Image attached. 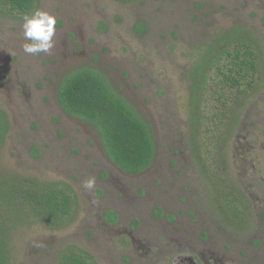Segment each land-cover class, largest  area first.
<instances>
[{
    "label": "rangeland",
    "instance_id": "1",
    "mask_svg": "<svg viewBox=\"0 0 264 264\" xmlns=\"http://www.w3.org/2000/svg\"><path fill=\"white\" fill-rule=\"evenodd\" d=\"M196 1L205 4L214 1L219 6L225 4L242 19L262 25L264 0H42L40 8L54 13L57 20L61 18L64 27L57 26L55 47L51 53L29 55L22 49V20L15 23L0 20V102L9 109L12 124L9 161H15L20 172L59 180L73 189L77 195L75 207L79 212L64 235L88 250L98 264H210L207 260L211 257L216 259L213 264H227L230 259L234 261V256L237 258L235 264H251L244 263V257L238 252L229 253L223 247L211 248L200 239L203 230H209L214 236L216 232L213 227L211 230V225L219 221L206 203V217L202 212L187 213L190 209L197 210L194 198L204 202L207 195L195 191L200 177L197 169L192 168V154L182 152L178 155L169 151L168 146L173 140L169 141L159 108L161 103H156L160 100L166 103L167 112L178 109L181 113L179 102L187 88L186 78L181 75L184 66L177 62L184 57L183 52L180 49L171 53L165 47L161 48L162 32L159 30L170 35L178 28L183 33L193 17L205 13L203 8L195 7ZM243 3H247V8ZM251 10L258 14H251ZM140 19L150 25L147 36L134 31V25ZM101 22L107 24V30L100 27ZM71 34H75L74 37ZM195 38L185 34L183 40L188 43L189 51L195 45ZM151 40L162 60L158 66L165 68L163 76H159L158 66L143 67L139 71L131 68L130 75L124 74L126 68L122 71L103 68L120 77L117 83L128 85L131 96L138 98L132 97L134 105L151 120L157 135L158 151L152 165L139 174H128L109 159L90 122L63 110L58 99L59 72L71 66L99 68L96 54L102 58L113 55L137 66L135 58L140 47L150 46ZM123 44L129 48L126 55L120 49ZM104 48L107 50L103 51ZM46 60L48 64L44 63ZM9 68H14L11 79L4 81L2 76ZM153 77L156 81H151ZM140 81L144 85L139 90L130 87ZM40 82H44L43 86L38 85ZM158 84L167 88L165 97L157 96ZM18 86L21 87L18 89ZM147 95L154 97L146 101ZM261 114L259 109L253 108L248 121L236 132L229 157L237 176H243L249 164L245 146L252 145L250 136L259 130L261 119L256 116ZM178 139L180 143L178 145L176 141V149L186 143L184 137L179 135ZM174 160L178 161L177 166L172 165ZM179 169H182L181 174ZM90 176L95 177V187L86 190L81 184ZM190 187L195 190L188 189ZM246 188L254 198L252 185ZM158 207L166 210L167 215H176V219L170 223L165 214H156L154 209ZM110 210L118 214L113 223L106 219ZM256 222L257 225L263 224L260 216ZM259 228L253 230L257 237L264 235V227ZM180 231L185 237L178 236ZM221 233L223 240L231 237L224 228ZM61 236L48 230V233H39L32 238L25 251L29 262L47 264L53 249L63 244L62 240L58 241ZM25 241H19L20 247L25 246ZM46 241L48 248L37 249L38 243ZM249 242L250 237H246L243 245L247 248ZM154 248L159 252L150 257L148 253ZM246 257L255 264H264V254L260 251L250 249Z\"/></svg>",
    "mask_w": 264,
    "mask_h": 264
},
{
    "label": "trees",
    "instance_id": "2",
    "mask_svg": "<svg viewBox=\"0 0 264 264\" xmlns=\"http://www.w3.org/2000/svg\"><path fill=\"white\" fill-rule=\"evenodd\" d=\"M199 2L196 1L195 7L203 8L205 13L193 17L183 33L177 27L170 35L163 29L159 30L162 32L161 48L165 47L171 53L180 49L183 52L184 57L177 62L184 66L181 75L186 78L187 88L179 102L181 113L178 109L167 112L165 102L159 100L156 103H161L159 108L169 141L173 140L168 146L169 151L178 155L182 152L192 154L191 165L198 171L200 184L195 186L196 190L188 189L207 195L204 202L194 198L197 210L190 209L187 213L202 212L206 217V208L209 207L219 221L211 225V230L213 227L216 232L214 236L209 230H203L200 239L211 248L223 247L229 253L238 252L244 257V263L255 264L246 256L250 249L264 254V235L257 237L253 231L264 227V179L260 178H264V17L262 25L252 23L225 4ZM41 3L42 0H0V20L15 23L25 14L40 9ZM243 6L247 8V3ZM251 14L257 15L258 12L251 10ZM57 21L58 27H64L61 18ZM100 27L108 29L104 22ZM149 27L146 20L140 19L135 23L134 31L147 36ZM185 34L196 37L191 51L183 40ZM120 49L124 55L128 54L126 44ZM157 50L152 40L150 46H141L135 58L138 62H134L137 66L113 55L102 58L96 54L99 68L71 66L59 72L58 99L63 110L90 122L99 134L100 145L109 159L128 174H139L152 165L158 151L157 135L151 120L134 105L132 97L138 98L131 96L128 85L122 82L119 85L120 77L103 68L111 67L116 71L126 68L123 72L128 75L132 73L131 68L138 71L143 67L155 68L162 61ZM44 63L48 64V60ZM13 69L9 68L2 80H10ZM157 71L159 76L165 74L163 66H158ZM17 76L21 79L19 73ZM151 81H156V78H151ZM43 84L40 82L38 85ZM142 85L144 82L140 81L130 87L139 90ZM156 92L157 96L165 97L167 88L158 84ZM152 97L147 95L145 100L150 101ZM255 107L262 112L256 116L261 119L259 130L250 136L252 145L245 146L249 164L243 176H237L229 153L236 140V132L248 121L249 113ZM11 130L10 111L0 102V264H33L25 252L27 246L37 234L48 233V230L58 236L62 234L58 241L62 240L63 244L53 249L47 264H98L88 250L64 235L78 216L79 209L75 207L77 195L59 180L20 172L14 160L10 163L8 145ZM179 135L185 138L186 143L176 149V141L178 145L180 143ZM34 150L38 148L34 147ZM171 163L177 166L178 161ZM178 173L181 174L182 169ZM249 185H252L254 198L251 192H247ZM154 212L165 214L170 223L176 219V215H167L161 207ZM117 215L116 211L110 210L106 219L113 223ZM257 216L263 221L262 225H257ZM223 228L230 238L222 239ZM183 235L181 231L178 233L179 237H185ZM246 237H250L249 249L243 245ZM22 239L26 240L23 248L19 245ZM45 246L48 248L47 241L38 243L37 249ZM155 252L159 251L154 248L148 255L152 257ZM194 256L198 258L197 254ZM215 261L212 257L207 260L210 264ZM232 261L230 259L227 264H235L237 258L234 256Z\"/></svg>",
    "mask_w": 264,
    "mask_h": 264
},
{
    "label": "clouds",
    "instance_id": "3",
    "mask_svg": "<svg viewBox=\"0 0 264 264\" xmlns=\"http://www.w3.org/2000/svg\"><path fill=\"white\" fill-rule=\"evenodd\" d=\"M57 22V16L43 8L25 14L20 25L24 40L23 51L29 55L51 53L55 47ZM95 183V177L90 176L82 182L81 187L92 190Z\"/></svg>",
    "mask_w": 264,
    "mask_h": 264
}]
</instances>
